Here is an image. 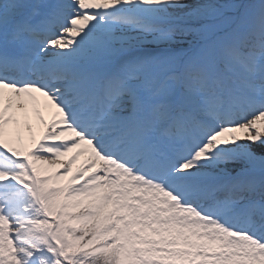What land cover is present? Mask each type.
Instances as JSON below:
<instances>
[{
  "label": "snow or ice",
  "instance_id": "obj_1",
  "mask_svg": "<svg viewBox=\"0 0 264 264\" xmlns=\"http://www.w3.org/2000/svg\"><path fill=\"white\" fill-rule=\"evenodd\" d=\"M0 264H264V0H0Z\"/></svg>",
  "mask_w": 264,
  "mask_h": 264
},
{
  "label": "bare ground",
  "instance_id": "obj_2",
  "mask_svg": "<svg viewBox=\"0 0 264 264\" xmlns=\"http://www.w3.org/2000/svg\"><path fill=\"white\" fill-rule=\"evenodd\" d=\"M53 110H49V109H45L44 110V117L46 120H51L52 117H53ZM32 124H33V132L36 136V138L38 139L42 130H43V126L40 125L38 123V121L35 120V118H33L32 120ZM23 136H24V141H25V144L31 146V134L29 132H27V130H24L23 131ZM60 159H67V157H61ZM83 157H81L80 161H78V164L81 163L83 161ZM77 165H73V169L75 170V168L78 166Z\"/></svg>",
  "mask_w": 264,
  "mask_h": 264
},
{
  "label": "rangeland",
  "instance_id": "obj_3",
  "mask_svg": "<svg viewBox=\"0 0 264 264\" xmlns=\"http://www.w3.org/2000/svg\"><path fill=\"white\" fill-rule=\"evenodd\" d=\"M221 2H227V0H221Z\"/></svg>",
  "mask_w": 264,
  "mask_h": 264
}]
</instances>
